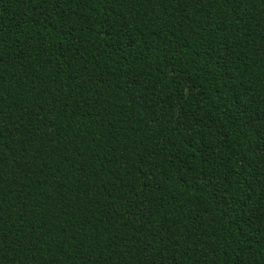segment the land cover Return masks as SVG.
<instances>
[{
  "label": "trees",
  "instance_id": "1",
  "mask_svg": "<svg viewBox=\"0 0 264 264\" xmlns=\"http://www.w3.org/2000/svg\"><path fill=\"white\" fill-rule=\"evenodd\" d=\"M0 264H264V0H0Z\"/></svg>",
  "mask_w": 264,
  "mask_h": 264
}]
</instances>
